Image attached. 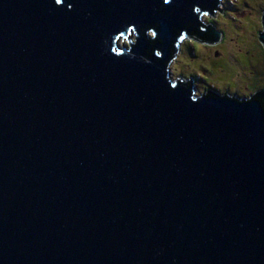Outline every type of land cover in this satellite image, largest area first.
Masks as SVG:
<instances>
[{
  "label": "water",
  "instance_id": "water-1",
  "mask_svg": "<svg viewBox=\"0 0 264 264\" xmlns=\"http://www.w3.org/2000/svg\"><path fill=\"white\" fill-rule=\"evenodd\" d=\"M221 3L0 0V264H264V91L171 71Z\"/></svg>",
  "mask_w": 264,
  "mask_h": 264
},
{
  "label": "rangeland",
  "instance_id": "rangeland-1",
  "mask_svg": "<svg viewBox=\"0 0 264 264\" xmlns=\"http://www.w3.org/2000/svg\"><path fill=\"white\" fill-rule=\"evenodd\" d=\"M224 14L202 16L223 33L220 43L183 40L180 53L171 65L174 79L195 81L198 95L215 90L250 97L264 91V46L259 39L263 29L264 0H222ZM127 46V41L122 42Z\"/></svg>",
  "mask_w": 264,
  "mask_h": 264
},
{
  "label": "clouds",
  "instance_id": "clouds-1",
  "mask_svg": "<svg viewBox=\"0 0 264 264\" xmlns=\"http://www.w3.org/2000/svg\"><path fill=\"white\" fill-rule=\"evenodd\" d=\"M166 2H167V0H166ZM55 3H56L57 6H60V5H62L63 0H55ZM150 34L152 36H155V32L154 31L150 32Z\"/></svg>",
  "mask_w": 264,
  "mask_h": 264
},
{
  "label": "bare ground",
  "instance_id": "bare-ground-1",
  "mask_svg": "<svg viewBox=\"0 0 264 264\" xmlns=\"http://www.w3.org/2000/svg\"><path fill=\"white\" fill-rule=\"evenodd\" d=\"M120 42H121L120 45L123 46V44H122L123 41L121 40ZM123 47H124V46H123Z\"/></svg>",
  "mask_w": 264,
  "mask_h": 264
},
{
  "label": "flooded vegetation",
  "instance_id": "flooded-vegetation-1",
  "mask_svg": "<svg viewBox=\"0 0 264 264\" xmlns=\"http://www.w3.org/2000/svg\"><path fill=\"white\" fill-rule=\"evenodd\" d=\"M222 4V3H221ZM221 6V5H220ZM192 39H194V38H192ZM195 40V39H194ZM200 41V40H199ZM195 88H196V86H195Z\"/></svg>",
  "mask_w": 264,
  "mask_h": 264
}]
</instances>
